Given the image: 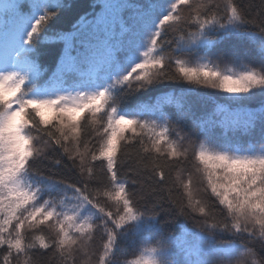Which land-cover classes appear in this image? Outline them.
Returning a JSON list of instances; mask_svg holds the SVG:
<instances>
[{
    "label": "snow or ice",
    "instance_id": "6c2138e0",
    "mask_svg": "<svg viewBox=\"0 0 264 264\" xmlns=\"http://www.w3.org/2000/svg\"><path fill=\"white\" fill-rule=\"evenodd\" d=\"M0 264H264V0H0Z\"/></svg>",
    "mask_w": 264,
    "mask_h": 264
},
{
    "label": "trees",
    "instance_id": "16d2710c",
    "mask_svg": "<svg viewBox=\"0 0 264 264\" xmlns=\"http://www.w3.org/2000/svg\"><path fill=\"white\" fill-rule=\"evenodd\" d=\"M77 2L82 5V6H86L87 4V0H77ZM131 67V65H129V68Z\"/></svg>",
    "mask_w": 264,
    "mask_h": 264
}]
</instances>
